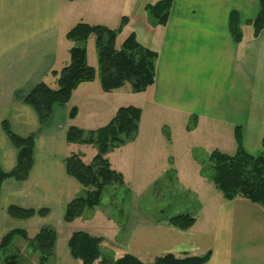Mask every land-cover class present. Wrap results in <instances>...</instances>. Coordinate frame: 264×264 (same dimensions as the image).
<instances>
[{
    "label": "crops",
    "instance_id": "obj_1",
    "mask_svg": "<svg viewBox=\"0 0 264 264\" xmlns=\"http://www.w3.org/2000/svg\"><path fill=\"white\" fill-rule=\"evenodd\" d=\"M77 1L0 0V163L3 169L11 170L17 162V150L2 128L3 120H8L20 135H36L29 177L24 181L7 179L2 187L0 240L11 230L24 229L31 235L44 225H52L57 229L51 257L54 264H81L69 248L73 231L85 230L97 235L88 227L76 224L86 211L73 222H64L68 201L85 189L67 174L65 164L70 147L75 144L67 140V130L70 126H79L77 100H83L89 121V118L101 119L102 96L149 93L153 104L162 105L171 113L199 116L200 126L212 119L234 124L229 127L235 141V129L240 126L245 148L251 153L264 150V127L254 128L259 132L258 140L249 133L250 123L244 125L247 118L238 119V114L254 113L258 82L255 80L264 68V58H260L264 50V30L254 37L253 27L248 23L258 13L259 0H174L167 23L157 26L149 25L148 16L136 9L128 15L129 23L123 30L125 36L121 32L117 44L120 47L134 32L141 44L158 53L155 84L147 91L135 93L131 89L122 92V88L105 92L99 79L83 82L73 92L71 101L54 107L49 121L40 125L36 112L24 103V98L43 80L51 85L56 83L52 70L69 64L70 50L75 43L69 42L65 54L60 51ZM124 4L125 0H117L112 8L120 11ZM146 4L148 2L144 1L143 8ZM233 10L239 13L243 31L239 42L234 40L230 29ZM227 96L231 103L224 107L223 100ZM260 98L263 99L264 94ZM127 105L139 106L133 103L107 105L106 122L121 106ZM73 107L78 110L71 118ZM233 113H236L234 119L225 115ZM249 143L255 146L252 150ZM217 203L208 221L196 220L189 229L169 223L167 218L172 216L125 222L118 228L121 240L113 244L120 247L122 255L132 253L145 261L167 253L181 256L211 251L205 264H264L263 208L244 198L226 199L223 195ZM11 206L46 208L49 212L16 217L9 211ZM20 246L35 263L39 262V255L17 236L13 250L18 252Z\"/></svg>",
    "mask_w": 264,
    "mask_h": 264
},
{
    "label": "trees",
    "instance_id": "obj_2",
    "mask_svg": "<svg viewBox=\"0 0 264 264\" xmlns=\"http://www.w3.org/2000/svg\"><path fill=\"white\" fill-rule=\"evenodd\" d=\"M174 0H158L148 3L146 10L152 19L153 26L165 25L168 21ZM129 16L124 15L117 28L104 24L78 22L70 28L66 37L75 45L70 50L71 61L61 70H52L57 76V86L43 80L37 83L25 96L24 103L36 112L39 124H46L54 107L68 104L73 92L83 82L100 80L105 92L123 87L127 82L135 93L147 91L156 82V61L158 53L144 46L132 32L118 46V37L129 23ZM258 37L264 30V0H259L257 15L248 22ZM230 29L235 41L242 40L243 31L240 16L235 10L230 14ZM94 37L98 50L99 65H91L88 51L80 42ZM77 107H73L70 116L77 115ZM142 108L136 105L121 106L111 120L104 126L86 131L78 126H70L67 130L69 142L97 143L99 153L91 162L86 163L78 154H71L65 160L67 174L75 178L85 189L84 195H77L68 201L64 213V222L71 223L83 215L88 209L99 206L106 187L124 184V175L114 169L107 158L108 152L133 139L139 129ZM2 128L17 150V162L13 169L5 170L0 163V197L4 182L13 178L26 180L33 168L36 135L18 134L8 120H3ZM237 148L234 152L214 149L210 154L212 180L216 188L226 199L244 198L261 206L264 210V150L258 153L249 152L243 143V132L240 126L235 129ZM264 143V142H263ZM16 217H31L36 214L46 215L49 210L42 208L23 209L17 206L9 208ZM165 219V218H163ZM172 225L189 229L197 218L191 213H181L167 218ZM24 239L29 249L39 255L40 264H48L54 253L57 241V229L52 225H44L35 235L27 230L9 231L0 240V255L4 264H23L19 253L13 250L16 237ZM103 237L85 230H75L69 236V248L74 258L81 264H111V260L103 256ZM211 257V251L204 254L177 255L173 253L156 256L152 261L125 253L115 260V264H205Z\"/></svg>",
    "mask_w": 264,
    "mask_h": 264
},
{
    "label": "rangeland",
    "instance_id": "obj_3",
    "mask_svg": "<svg viewBox=\"0 0 264 264\" xmlns=\"http://www.w3.org/2000/svg\"><path fill=\"white\" fill-rule=\"evenodd\" d=\"M116 1L78 0L73 7V16L66 32L82 21L117 28L122 17L126 14L130 15L136 9L140 13H145L148 16V24L152 25L146 7L143 8V2L155 3L157 0H125L124 8L114 11L112 7L116 5ZM237 1L242 2V0ZM121 35L125 36V33ZM63 39L61 54H65L64 49L71 41L65 36ZM80 43L87 48L89 63L98 67L99 57L94 37ZM260 58H264V50ZM63 67H58V70ZM255 81L258 82L255 90L254 113L245 116L238 114V119L247 118L244 125L250 123V135L259 140V132L254 128L264 127V98H260L264 94V68ZM53 85L58 87L57 79ZM121 88L122 92H127L131 89L130 82ZM148 95L149 93L138 95L127 93V95L102 96L99 105V109L103 110L101 119L89 118V121L83 100H77L80 107V118L77 123L86 131L96 130L111 120L106 122L107 105L110 107L112 104L133 103L143 110L139 129L134 138L111 149L107 154L112 167L124 175V184L106 187L100 205L86 210L84 217L76 223L78 227H88V230L104 237L103 256L110 259L111 264H115V260L122 256L120 247L114 246L113 242L121 240L122 234L118 233V228L125 222L138 219L149 221L181 213H191L197 221H208L213 215L214 205L222 198L221 192L212 180L210 154L214 149L229 153L236 149V141L229 122L227 124L212 119L206 122L209 124L201 123L200 126L199 116L171 113L166 107L153 104ZM223 103L224 107H228L231 98L225 97ZM102 106L104 108H101ZM235 114L225 115L228 119H234ZM248 147L252 150L255 146L249 143ZM70 150V155L78 154L88 163L99 153V145L75 142ZM84 192L85 190L79 195H84ZM34 233L31 232V235ZM17 250L23 264H40V261L35 263L32 257L25 254L21 246L17 247ZM0 264H4L2 255H0ZM48 264H54V259Z\"/></svg>",
    "mask_w": 264,
    "mask_h": 264
}]
</instances>
